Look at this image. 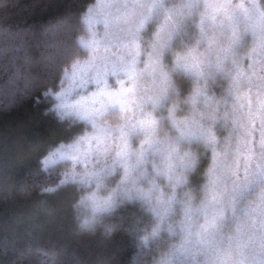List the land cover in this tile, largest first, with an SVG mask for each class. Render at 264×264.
I'll use <instances>...</instances> for the list:
<instances>
[{
    "label": "clouds",
    "instance_id": "1",
    "mask_svg": "<svg viewBox=\"0 0 264 264\" xmlns=\"http://www.w3.org/2000/svg\"><path fill=\"white\" fill-rule=\"evenodd\" d=\"M0 264H264V0H0Z\"/></svg>",
    "mask_w": 264,
    "mask_h": 264
}]
</instances>
